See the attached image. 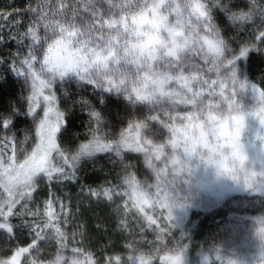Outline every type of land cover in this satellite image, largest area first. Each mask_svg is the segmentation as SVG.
Returning a JSON list of instances; mask_svg holds the SVG:
<instances>
[{
  "label": "snow or ice",
  "instance_id": "obj_1",
  "mask_svg": "<svg viewBox=\"0 0 264 264\" xmlns=\"http://www.w3.org/2000/svg\"><path fill=\"white\" fill-rule=\"evenodd\" d=\"M51 8L46 2L29 4L23 27L19 21L0 27V48L15 45L7 56L0 54V68L23 85V107L13 104L10 111H0V240L16 245L0 264H20L22 256L39 254L49 241L58 245L51 264H85L79 247L63 254L67 234L62 225L76 213L55 195L53 185L77 182L81 164L98 153L119 164L120 183L81 186L80 193L108 201L127 197L123 208L131 202L144 215L141 231L155 232L156 251L167 248L173 209L191 206L203 189L197 175L201 167L218 179L264 188V89L240 68L250 53L264 54V0H243L242 7L236 0H68ZM5 78L0 72V80ZM73 84L77 93L91 86L103 108L115 99L133 114L138 108L146 114L131 119L118 136L105 132V116L87 97L60 107ZM249 94L254 103L246 106ZM76 105L88 110L86 142L74 136ZM19 118L30 123L22 140L14 131ZM250 120L260 126L254 138ZM164 133L169 139L157 143ZM127 153L143 154L156 181L155 200L144 191L153 185L138 179ZM17 155L23 162H16ZM182 185L188 189L184 197ZM42 192L46 199L41 200ZM145 206L163 211L154 218ZM22 235L29 239L26 246L17 243ZM174 251L162 257L164 264H181V250ZM85 259L96 264L90 255ZM134 264L148 261L141 257Z\"/></svg>",
  "mask_w": 264,
  "mask_h": 264
},
{
  "label": "rangeland",
  "instance_id": "obj_2",
  "mask_svg": "<svg viewBox=\"0 0 264 264\" xmlns=\"http://www.w3.org/2000/svg\"><path fill=\"white\" fill-rule=\"evenodd\" d=\"M42 2L51 5V10L55 11L56 7L61 3H67L68 0H42ZM8 22V19L0 20V26L7 28L17 24L12 21L9 25ZM0 72H4L5 75L12 74L6 68H0ZM257 86L261 88L259 84ZM253 103L254 100L250 94V98L245 99V105L251 106ZM259 129L257 121H249L250 135L253 138ZM16 135L22 140L24 131ZM28 150L31 151L30 148ZM23 159L24 157L17 155L16 162L21 163ZM133 171L142 183L153 185L150 188L144 187V191L150 195L151 200H155L156 181L151 170L144 173L140 171L139 173L143 176H140L136 169ZM197 175L203 183V189L195 195L191 206L173 209L174 220L167 237L169 242L167 248L160 251H156V246H154L155 232L146 227L144 231H141V227L146 226L147 223L144 215L137 212L135 208H131V202H129L128 210L123 208L127 197H113V201H108L103 197L92 198L80 193L82 185L76 184L77 187H71V184L76 182H65L53 186L55 195L68 203L72 212L76 213L66 225H62V231L67 234V248L63 254L70 255L73 247H79L84 254L80 259L84 260L85 264H87L85 257L88 255L96 261V264L104 260H111V264H134V261L141 257L148 261V264H164L162 257L175 255L174 249L179 248L181 264H264V188L257 191L236 185L224 178L218 179L213 170L203 167ZM2 180L3 177L0 174V182ZM118 183L120 179L103 186L109 187ZM91 187L99 189L101 186ZM181 187L184 190L180 192V196L184 197L188 189L186 185ZM0 194H2V189H0ZM42 199H46V196L43 195ZM36 203L39 204L40 200ZM92 204L101 206L103 209L109 207L107 210L110 213L112 224L115 225V230L117 233L123 232L126 236L121 247L108 250L105 244L97 246L87 242L84 237L85 229L81 214H88L87 208H90ZM162 211L163 209L158 207L145 206V212L153 215L154 218H158L159 212ZM208 218L215 219V226L212 227V223H209L210 230L200 231L201 224ZM102 228L97 227L100 236ZM106 229L109 228L106 227ZM23 257L20 258V264H22Z\"/></svg>",
  "mask_w": 264,
  "mask_h": 264
},
{
  "label": "trees",
  "instance_id": "obj_3",
  "mask_svg": "<svg viewBox=\"0 0 264 264\" xmlns=\"http://www.w3.org/2000/svg\"><path fill=\"white\" fill-rule=\"evenodd\" d=\"M236 2L240 4L241 7L243 6V0H236ZM42 3V0H0V20L8 19L11 22L14 21V23L19 21L23 27L28 18V14L24 12L25 7L29 4H31L33 7H36ZM9 49L15 51V45L10 44L8 48H0V54L7 56ZM240 68L243 73H246L248 79L259 84L260 87L264 89V54H258L256 52L250 53L247 58V63L245 64L242 62ZM22 86V82L18 80L13 74L8 73L6 74L5 79L0 80V111H10L13 104L20 108L23 107L21 98ZM71 89L72 91L69 100L65 101L61 98L60 107L62 109L65 108L71 103L72 100L78 99L80 96L87 97L93 104L96 105L97 110L101 111L102 115L105 116V120L108 124V127L105 128V132L113 133L116 136H118L120 130L127 127L128 122L131 119L135 118L139 120L143 118L144 114H146V111H142L139 108L133 114L130 109L125 108L123 102L117 101L115 99H109L107 102L108 107L103 108L97 103V97L93 95L91 86H87L84 89L79 90V93H77L74 84L71 85ZM56 92L57 97H61L62 90L58 85L56 86ZM249 98L250 94L245 99L248 100ZM87 119L88 110L85 109L84 111H81L80 106L76 105L73 108L72 123L74 136L78 137L80 141L86 142V139L90 138L86 128ZM28 127H30L29 121L19 118L14 131L16 134H18L23 132V130ZM168 139L169 137L167 133H164L163 136L156 142L166 143ZM170 154L171 150L169 148H165V155L167 156ZM108 155L109 154L98 153L94 161L82 163V171L79 173L80 179L75 184H71V187H77L78 185L97 187L110 184L113 181L116 182L118 179H120V177L117 175V173L120 171V166L119 164H110L108 162ZM53 157L54 162H60V157L56 156L55 153ZM112 158L116 159L114 155ZM126 159L129 163L135 165L134 169L137 170V173L140 176H143L139 173L140 171L141 173H144L150 170L146 168L144 157L141 153H127ZM46 190L47 189L45 188L44 191L46 192ZM43 195L44 193L42 192L41 197ZM29 207L31 208L33 205L30 203ZM108 208L103 209L101 206L92 204L90 208H87L89 213L81 215L84 225L83 228L85 229L84 237L87 239V242L97 246H101L100 244H105V248L112 250L113 248L121 247L126 236L123 232L117 233L115 230V225L112 224L110 213L107 210ZM220 211H222V209ZM14 223L18 224L19 220H15ZM209 223H212V227L215 226V219H206L201 224L200 231L204 232L205 229L210 230L211 226ZM96 225L97 227H103L100 231L101 236L99 235V230L97 229ZM106 227L109 229H106ZM28 242L29 239L26 236L22 235L18 237L17 243L19 246H26ZM15 247L16 245L5 244L3 240H0V259H8L13 254ZM55 255H57V244L55 241H49L48 244L41 247L39 254L35 252H33L31 255L26 254L23 257L22 264H51V261L54 260Z\"/></svg>",
  "mask_w": 264,
  "mask_h": 264
},
{
  "label": "bare ground",
  "instance_id": "obj_4",
  "mask_svg": "<svg viewBox=\"0 0 264 264\" xmlns=\"http://www.w3.org/2000/svg\"><path fill=\"white\" fill-rule=\"evenodd\" d=\"M150 238V237H149Z\"/></svg>",
  "mask_w": 264,
  "mask_h": 264
}]
</instances>
